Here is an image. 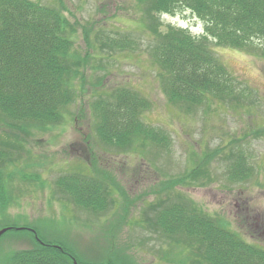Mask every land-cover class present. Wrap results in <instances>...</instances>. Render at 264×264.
I'll return each mask as SVG.
<instances>
[{
  "label": "rangeland",
  "instance_id": "obj_1",
  "mask_svg": "<svg viewBox=\"0 0 264 264\" xmlns=\"http://www.w3.org/2000/svg\"><path fill=\"white\" fill-rule=\"evenodd\" d=\"M32 1L59 8L75 28L74 48L81 57L89 53L85 37L94 42L95 32L128 36L135 43L128 51L111 52L108 64H87L74 103L45 131L0 115V147L7 150L1 142L19 146L8 150L11 158L3 171L9 195L0 200V231H8L0 235V264H11L16 251L37 240L62 248L79 264H190L189 236L166 233L161 217L172 204L187 201L197 214L228 224L245 242L264 249V52L259 44L256 52L238 51L211 40L213 54L248 93L235 103L208 97L200 106L182 107L169 102L150 64L155 39L145 29L148 17L138 0ZM156 21L158 33L168 25L195 37L204 32V22L184 8ZM116 88L136 90L148 100L142 121L165 136L163 146L116 147L99 137L94 104ZM97 90L104 96L98 99ZM105 108L113 116L114 108ZM240 153L251 175L243 170ZM232 161H239L235 173ZM177 213L179 224L187 222Z\"/></svg>",
  "mask_w": 264,
  "mask_h": 264
},
{
  "label": "trees",
  "instance_id": "obj_2",
  "mask_svg": "<svg viewBox=\"0 0 264 264\" xmlns=\"http://www.w3.org/2000/svg\"><path fill=\"white\" fill-rule=\"evenodd\" d=\"M138 1L144 5L148 17L149 24L145 29L152 30L155 39L148 50L150 64L157 70L170 103L196 107L211 97L230 104V101L235 103L244 96L245 91L248 93L244 87L239 89V82L213 54L210 41L214 40L222 47L238 51L251 49L254 52L259 44L262 48L259 51L264 52V0ZM178 8L190 10L204 22L201 36H192L187 30L170 25L165 33L157 32V17L173 14ZM74 33L75 28L69 27V21L57 6L32 0H0L2 117L11 119L13 123L28 120L33 122L36 129L45 131L58 124L65 109L74 103L75 85L77 81L84 80L83 70L87 64L96 61L101 64L104 60L108 64L109 58H106L111 52L122 53L134 48L135 42L128 36L111 38L95 32L96 41L85 37L89 53L81 57L75 52ZM102 80L100 78L98 84ZM113 90L105 92V99L94 102L93 109L97 110L95 118L100 115L96 124L99 137L116 147L133 142L140 145L154 142L158 144L157 147L163 146L161 143L167 142L165 136L142 121L141 116L144 109L148 108V100L136 90ZM94 94L98 99L104 96L101 90ZM106 105L114 108L113 116L105 114ZM18 130H21L20 127ZM9 143L1 142L6 151L0 147V184L3 185V171L7 169L5 161L11 158L7 154L8 150L19 149L15 142ZM209 156L213 158V155ZM245 158L240 153L243 170L251 175L252 168ZM238 164L239 161H232L230 166L233 173L239 170ZM11 180L12 176L7 174L6 181ZM4 187L0 188V200L3 202L9 195ZM77 190L80 191V188ZM187 202L172 204L161 217H164L166 233L179 231L181 235L189 236L186 253L187 259L189 253L193 257L190 264H264L262 246L245 242L226 223H215L202 213L197 214L195 204ZM175 211L187 222L179 224ZM73 261L75 259L62 248L37 240L33 247L16 251L11 264H74Z\"/></svg>",
  "mask_w": 264,
  "mask_h": 264
},
{
  "label": "water",
  "instance_id": "obj_3",
  "mask_svg": "<svg viewBox=\"0 0 264 264\" xmlns=\"http://www.w3.org/2000/svg\"><path fill=\"white\" fill-rule=\"evenodd\" d=\"M4 231H6V230L1 231V232H0V235H1Z\"/></svg>",
  "mask_w": 264,
  "mask_h": 264
}]
</instances>
